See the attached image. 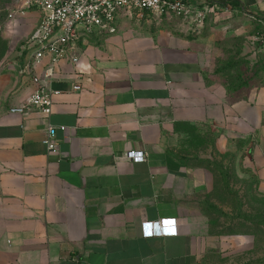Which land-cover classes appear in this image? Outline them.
<instances>
[{"label": "crops", "instance_id": "obj_1", "mask_svg": "<svg viewBox=\"0 0 264 264\" xmlns=\"http://www.w3.org/2000/svg\"><path fill=\"white\" fill-rule=\"evenodd\" d=\"M242 1L264 14V0ZM169 15L121 9L114 32L81 38L78 60L60 63L50 116L10 113L33 85L14 64L0 72V264H221L214 253L255 249L254 233L223 229L210 166L181 148L186 125L209 127L216 150L250 151L264 176V86L231 99L207 79L205 31ZM50 124L67 127L53 152ZM132 150L145 159L123 157ZM157 219L166 233L147 235Z\"/></svg>", "mask_w": 264, "mask_h": 264}, {"label": "rangeland", "instance_id": "obj_2", "mask_svg": "<svg viewBox=\"0 0 264 264\" xmlns=\"http://www.w3.org/2000/svg\"><path fill=\"white\" fill-rule=\"evenodd\" d=\"M213 4L203 26L194 21L191 31L198 34L201 29L208 38L202 46L207 79L226 86L231 99L244 97L250 89L264 86V14L230 5L217 9L221 4ZM19 6V0H0V72L24 61L19 51L32 28L23 30L18 25H24L36 13L30 11L24 16L18 12ZM132 13L134 18L146 15L139 16L137 10ZM169 17L189 22L183 14ZM184 129L188 133L181 148L184 158L212 170L213 196L222 206H217L214 213L223 229L256 235L254 250L230 252L224 257L214 253L213 260L221 264H264V176L250 165L253 153H220L209 127L186 125Z\"/></svg>", "mask_w": 264, "mask_h": 264}, {"label": "built area", "instance_id": "obj_3", "mask_svg": "<svg viewBox=\"0 0 264 264\" xmlns=\"http://www.w3.org/2000/svg\"><path fill=\"white\" fill-rule=\"evenodd\" d=\"M18 12L26 15L30 11L37 14V22L23 41L24 61L18 63L19 73L25 74L33 85L32 91L21 102L9 107L10 113L25 114L34 109L47 116L53 111L54 95L60 91L53 88L61 72L60 63L68 60L75 63L78 58V42L84 36L96 31L114 32L119 10H137L163 16L183 14L193 18L198 25L212 8L193 7L186 0H19ZM80 84L75 83L73 90L79 91ZM65 125H52L47 128L43 143L48 151L58 150L56 135L58 129L66 130ZM124 158L143 161V151H128ZM146 234L162 236L166 233V219H157L144 223Z\"/></svg>", "mask_w": 264, "mask_h": 264}, {"label": "trees", "instance_id": "obj_4", "mask_svg": "<svg viewBox=\"0 0 264 264\" xmlns=\"http://www.w3.org/2000/svg\"><path fill=\"white\" fill-rule=\"evenodd\" d=\"M221 5L226 6V5H230L234 8H239V9H245V4L244 1L242 0H219L218 1ZM26 54V51L22 52V57H24L23 55Z\"/></svg>", "mask_w": 264, "mask_h": 264}]
</instances>
